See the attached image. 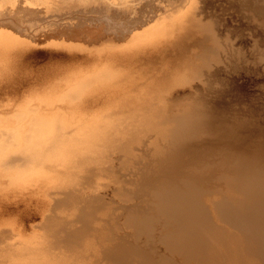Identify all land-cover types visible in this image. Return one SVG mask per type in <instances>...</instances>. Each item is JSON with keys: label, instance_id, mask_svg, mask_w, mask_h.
<instances>
[{"label": "bare ground", "instance_id": "bare-ground-1", "mask_svg": "<svg viewBox=\"0 0 264 264\" xmlns=\"http://www.w3.org/2000/svg\"><path fill=\"white\" fill-rule=\"evenodd\" d=\"M0 264H264V0H0Z\"/></svg>", "mask_w": 264, "mask_h": 264}, {"label": "rangeland", "instance_id": "rangeland-1", "mask_svg": "<svg viewBox=\"0 0 264 264\" xmlns=\"http://www.w3.org/2000/svg\"><path fill=\"white\" fill-rule=\"evenodd\" d=\"M121 24V22L120 23H118L117 21L113 24L114 26H113V28L115 29H118L119 27V25ZM125 25H126V23L125 22H123V24H122V26L123 27H125ZM112 28V27H111ZM112 28V29H113ZM96 30L95 31H93L90 35H88V37H91V38H94V37H104L106 34H105V30H107V29H105V27L103 28V27H96L95 28ZM112 29H110V30H108V31H111ZM54 44V43H53ZM51 44H47L46 45V47L48 48L49 46H50ZM245 86H246V89L247 90H250L249 92H254V90H253V88L251 87V86H249V85H246L245 84ZM249 88V89H248Z\"/></svg>", "mask_w": 264, "mask_h": 264}]
</instances>
